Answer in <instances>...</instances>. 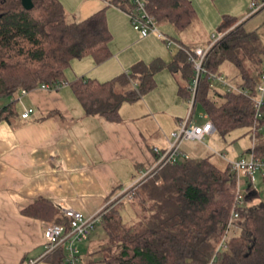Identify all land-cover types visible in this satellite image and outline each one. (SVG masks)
Wrapping results in <instances>:
<instances>
[{
    "label": "trees",
    "instance_id": "16d2710c",
    "mask_svg": "<svg viewBox=\"0 0 264 264\" xmlns=\"http://www.w3.org/2000/svg\"><path fill=\"white\" fill-rule=\"evenodd\" d=\"M143 1L158 23H169L179 31L190 27L197 16L192 0ZM33 3L29 10L22 0H0V100L42 84L68 83L87 114L118 121L125 102H134L155 88V69L142 62L131 74L109 81L80 78L68 82L66 71L74 59L91 56L102 63L111 57L107 11L75 22L68 18L61 0ZM112 3L127 13L135 9L132 0ZM218 32L221 37L210 46L203 64L197 106L225 138L239 128L252 134L256 124L257 143L249 152L264 160V109L263 117L256 120L253 101L258 77L264 73V40L257 30L247 28L246 20L238 22L231 15L223 16ZM180 52L188 81L180 92L188 99L194 63L186 51ZM226 62L237 68L242 92H229L212 79V75H224ZM15 114L14 100L0 111V120ZM237 181L229 163L222 167L211 157L157 168L100 213L95 228L103 227L109 245L94 263L209 264L215 257L214 264H264V202L254 203L259 192L252 187L244 190V205L234 222L240 233L228 237L219 249L236 205ZM37 204L26 212L51 217V222L70 229L63 211L52 212L43 199ZM46 260L68 264L67 251L60 247Z\"/></svg>",
    "mask_w": 264,
    "mask_h": 264
},
{
    "label": "crops",
    "instance_id": "0c3cea01",
    "mask_svg": "<svg viewBox=\"0 0 264 264\" xmlns=\"http://www.w3.org/2000/svg\"><path fill=\"white\" fill-rule=\"evenodd\" d=\"M61 1L68 18L75 22L106 9L112 33L111 57L102 63L91 56L74 59L66 71L68 82L80 78L109 81L131 74L142 62L155 69L156 86L138 100L125 102L118 121L87 114L68 83L54 91L32 89L26 95L20 91L15 97L0 100V111L14 100L17 108V114L10 119L0 120V264H53L46 260L44 240L45 225L53 220L48 216H33L26 209L43 199L54 213L55 209L65 208H74L85 215L104 212L116 204L123 189L136 185L146 176L157 159L154 148L167 147L170 133L179 128L190 109V97L186 99L180 92L188 81L184 71L186 62L178 47H169L156 34L141 36L127 11L114 5V0ZM192 2L197 16L186 30L159 23L163 33L189 48L208 49L211 45V40L200 42L185 37L197 20L207 31H213L224 15L230 14L240 22L250 10L247 0H215L219 2L218 11L211 0ZM253 30L263 37L262 28ZM184 39L194 42L186 43ZM224 77L231 83L228 76ZM29 108L34 111L25 119L22 113ZM193 120L198 124L210 121L197 102ZM216 132L205 138L209 139L208 143L184 142L183 149L191 160L211 157L224 167L229 161L250 157L253 139L248 144L241 134L227 145L226 138L221 139ZM249 136L252 138V134ZM216 137L221 143L215 144ZM225 148L235 155L231 156ZM257 176L253 185L245 177L239 184L242 190L249 187L257 190L259 198L254 203H261L264 177ZM240 231L233 228L229 238ZM108 245L105 233L93 231L78 244L79 255L85 264H96L94 261L98 256L101 258L102 249Z\"/></svg>",
    "mask_w": 264,
    "mask_h": 264
},
{
    "label": "built area",
    "instance_id": "2783aa9c",
    "mask_svg": "<svg viewBox=\"0 0 264 264\" xmlns=\"http://www.w3.org/2000/svg\"><path fill=\"white\" fill-rule=\"evenodd\" d=\"M135 5L133 12H128L130 16L133 27L140 33L141 36L146 37L151 34L158 35L162 40H164L169 47H178L188 53L194 63L195 77L191 84V95H190V109L188 115L181 121L180 126L177 130L172 131L169 135L168 145L165 149H160L158 147L154 148V153L157 159L154 165L150 168L149 173H153L157 168H162L167 164H176L179 161H190V155L184 151L183 144L187 141H198L203 142L208 135H212L216 132V127L214 123L210 120L204 124L195 123L193 120V111L196 105L197 93L199 89V81L201 74L203 72V64L208 52V49L200 47H184L173 40L169 35L163 33L159 27L156 18L149 13L146 8L145 2L143 0H132ZM264 7V0H253L250 3V15H253L260 11ZM218 37L214 36L215 42ZM210 45V46H211ZM214 82L219 81L229 92L242 90L234 86L222 75H212ZM64 83L56 84L54 86L50 84H42L34 89H41L45 91H54L59 89ZM31 90L23 89L21 91L22 95H26ZM256 95L253 97L256 110V120L263 117L264 109V73L258 77ZM244 94H247L244 92ZM34 109L29 108L24 113H22L23 118H29L33 113ZM254 132L252 133L253 146L255 147L257 143V136L255 130L257 125L254 124ZM231 165L232 172L237 176V200L235 208L232 211V215L229 221L228 230L226 236L222 240L219 249L225 246L226 240L229 237V233L233 228L237 227L235 225V220L239 216L238 208L244 205V190L240 187V181L243 177L247 178L248 181L253 185L256 181V176L261 175L264 177V160L258 159L251 153L250 157H241L239 159L229 161ZM64 214L70 219V229L66 231L63 225L48 222L44 229V240L46 247V254L49 255L53 253L60 247H64L67 251V261L68 264H85L84 259L79 255L78 244L87 240L96 227V223L100 219V213H95L92 215H85L83 212L76 210L74 208H65L63 210ZM215 257L210 261L209 264H214Z\"/></svg>",
    "mask_w": 264,
    "mask_h": 264
},
{
    "label": "rangeland",
    "instance_id": "374dc122",
    "mask_svg": "<svg viewBox=\"0 0 264 264\" xmlns=\"http://www.w3.org/2000/svg\"><path fill=\"white\" fill-rule=\"evenodd\" d=\"M253 0H247V2L248 3H251ZM211 3H213V5H215V7H216V9H217V11L219 10V2H215L214 0H211ZM216 3V4H215ZM200 6V5H199ZM199 8H201V6L199 7ZM200 11H201V9H200ZM250 11H251V9L249 10V11H247V15H246V17H244L243 19H241V21H244V20H246V24H247V28L248 29H255V28H258V29H260V28H262V30H261V32H264V9L263 10H261L260 12H258V13H256V14H253V15H250L249 13H250ZM230 15V14H229ZM236 18V17H235ZM237 19V18H236ZM238 20V19H237ZM240 21V22H241ZM197 23L193 26V27H191V28H189L188 30H187V32H186V38L188 37V38H190V39H192V40H196V41H200V42H202V40H205V42H206V40H207V42L208 41H210L211 40V42L214 40V36H216V37H218V35H219V33H218V29H217V27H218V25L217 26H215V29L213 30L214 32H215V35H212V32L213 31H211V30H209V31H207L206 30V28L202 25V23L200 22V20L198 21H196ZM159 24V23H158ZM218 24V23H217ZM160 25V24H159ZM208 32V33H207ZM263 40H264V35H263ZM185 41L184 42H194V41H189V40H187V39H184ZM190 46V45H189ZM204 48H206V47H204ZM222 70H223V72H224V76H228V78L231 80V84L232 85H234V86H238V84H239V77H238V71H237V68L232 64V63H230V62H226L224 65H223V67H222ZM217 85H220V83L219 82H217ZM246 130L247 129H243V128H239V129H237V130H235V131H233L229 136H227L226 137V140L227 141H225L226 143H227V145L228 144H231V143H233V141L236 139V138H238L239 137V135H241L242 134V137H246V140L248 141V144H252V138L249 136V134H246ZM216 135L218 136V137H220L221 139H223V136L219 133V132H216ZM221 139H219V138H217L216 137V139H215V144L217 143V142H219V143H221L220 141H221ZM219 140V141H218ZM238 140V139H237ZM205 142H209V139L207 138L206 140H205ZM226 145V146H227ZM226 149V148H225ZM224 149V150H225ZM227 151L226 152H228L229 153V151H230V149H226ZM231 156H234L235 154H234V152L233 151H230V153H229ZM236 156H238V155H236ZM235 156V157H236ZM245 158H248V156L246 155V157ZM258 176H256V178H257ZM123 191H125V189H123L121 192H123ZM260 192H261V195H262V198H264V185H262L261 187H260ZM127 201V200H126ZM129 201H127V203H128ZM128 219V218H127ZM105 233L104 232V229H103V227L102 226H98L97 228H95L94 229V233ZM105 245V244H104ZM97 260L98 259H100V257L98 256L97 258H96ZM96 264H100L99 262H97Z\"/></svg>",
    "mask_w": 264,
    "mask_h": 264
},
{
    "label": "water",
    "instance_id": "95a60500",
    "mask_svg": "<svg viewBox=\"0 0 264 264\" xmlns=\"http://www.w3.org/2000/svg\"><path fill=\"white\" fill-rule=\"evenodd\" d=\"M22 2H23V5L29 10L34 7L33 0H22Z\"/></svg>",
    "mask_w": 264,
    "mask_h": 264
}]
</instances>
